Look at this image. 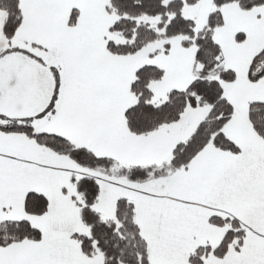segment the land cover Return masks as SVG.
I'll use <instances>...</instances> for the list:
<instances>
[{
  "label": "snow or ice",
  "instance_id": "1",
  "mask_svg": "<svg viewBox=\"0 0 264 264\" xmlns=\"http://www.w3.org/2000/svg\"><path fill=\"white\" fill-rule=\"evenodd\" d=\"M0 264H264V0H0Z\"/></svg>",
  "mask_w": 264,
  "mask_h": 264
}]
</instances>
